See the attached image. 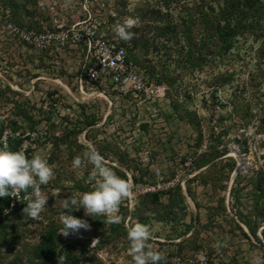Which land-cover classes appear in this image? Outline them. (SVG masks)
<instances>
[{
	"label": "rangeland",
	"instance_id": "obj_1",
	"mask_svg": "<svg viewBox=\"0 0 264 264\" xmlns=\"http://www.w3.org/2000/svg\"><path fill=\"white\" fill-rule=\"evenodd\" d=\"M196 1L182 9L176 5L175 17ZM10 5L12 11L6 8L28 30L100 21L98 37L129 45L137 69L164 92L140 102L112 86L86 84L83 95L78 79L95 60L93 45L71 38L57 51L11 42L0 16V140L23 136L20 150L29 159H47L54 169L49 183L41 185L49 200L38 218L23 212L35 198L32 190L0 222V264H47L36 250L52 228H58L55 259L69 250L85 253L80 264H134L127 232L136 222L150 227L156 251H169L175 239L186 237V254L205 249L209 264H264V37L239 35L230 50L219 52L204 25L193 24L190 37L182 24L178 35L161 36L155 27L163 22L151 18L157 0H12ZM127 18L154 27L145 32L149 46L134 48L117 35L116 26ZM88 118L93 124L80 123ZM90 147L124 179L125 173L133 196L122 201L116 229L105 215L85 216L81 208L72 214L86 219L90 230L65 237L59 234L63 200L79 201L94 183L89 182L94 166L85 158ZM214 150L225 154L213 157ZM77 156L80 167L73 165ZM225 161L233 167L222 169L219 163ZM179 194L186 225L159 221L164 205ZM200 212L204 222L197 233L194 215Z\"/></svg>",
	"mask_w": 264,
	"mask_h": 264
},
{
	"label": "clouds",
	"instance_id": "obj_2",
	"mask_svg": "<svg viewBox=\"0 0 264 264\" xmlns=\"http://www.w3.org/2000/svg\"><path fill=\"white\" fill-rule=\"evenodd\" d=\"M138 24V19L127 18L116 26L115 31L122 40L130 41L134 35L130 30ZM85 158L94 166L89 175V182L94 183L91 190L80 196L79 201L71 196L63 200L65 211L60 217L63 227L59 234L65 237L77 234L81 229L90 230L91 227L86 219L73 215V210L83 208L85 216L105 215L110 223H120L119 207L123 200L133 196L131 182L119 176L95 147L88 149ZM81 164L82 158L75 157L74 167H80ZM53 176V166L47 159L39 155L29 159L23 150L0 148V198L16 197L14 194L27 192L31 188L35 198L23 208L25 216L38 218L43 212L49 197L42 194L41 185H47ZM127 239L134 264H161L164 260L163 254L153 250L149 243L151 231L148 225L141 222L132 224L128 227ZM66 262L65 255L58 256V264Z\"/></svg>",
	"mask_w": 264,
	"mask_h": 264
},
{
	"label": "trees",
	"instance_id": "obj_3",
	"mask_svg": "<svg viewBox=\"0 0 264 264\" xmlns=\"http://www.w3.org/2000/svg\"><path fill=\"white\" fill-rule=\"evenodd\" d=\"M0 1L4 3V8L9 7L10 9V2H12V0ZM190 2L191 0H157L158 6L151 9V18H153L152 20L154 22H163L162 25H156L155 27V29L157 28L159 30V35L166 36L172 34L173 36H176L178 35L179 27L182 24L184 33L188 37H190L191 27L193 24L204 25V29L209 34V38L213 39L216 45V49L219 52L230 50L233 46L234 39L239 35L250 36L251 34H255L258 37H264V0H198L193 5V7L186 8L187 13L185 15H178V18L175 17L173 9L176 7V5L180 6L182 9ZM163 9H165L166 11L164 12ZM10 11L12 10L10 9ZM146 16L147 14L144 17ZM10 19L17 25L21 26L13 17L12 13H10ZM146 26L148 25L134 26L131 29V32H133L134 35L130 41L134 48L149 46L150 40L147 38L145 32L151 31L152 29H154V27L149 29V26L145 28ZM123 46H125L127 49L129 47V45L127 44ZM262 51H264V45L262 47ZM130 52L131 51L129 50L128 60L132 61L137 67V59L133 55H131ZM160 86L164 88L163 85ZM80 123L83 125L93 124L92 121L89 120V118L86 119V121H80ZM3 131L4 127H0V139L2 137ZM24 140V137L21 135L8 136L7 145H5L4 142L0 140V148L6 147L13 151H19ZM223 154H225L223 153V151L221 152L218 150H214L213 157H219ZM207 161L209 160L203 161L202 164H205ZM216 164L218 165L217 162L214 165ZM219 165H221L222 169L226 168L227 166L231 168L233 167V164L228 161L219 163ZM123 176L127 179L125 173ZM31 191L32 189L30 188L27 192H24L26 198ZM25 201L26 199L20 202L19 205L23 204V202ZM9 204L10 197L0 198V208L5 209L9 206ZM19 205H17L13 209V211L8 213L4 217H1L0 222L3 221L6 216L17 210ZM223 206H225V204ZM186 216L187 215L184 206V197L183 195L179 194L174 197V199H172V202H170L168 205H164L162 213H160L157 218L161 222H171L172 224L176 222L178 224L180 223L186 225ZM211 216L213 218L216 215ZM113 226L114 229H116L118 227V223H114ZM191 227L192 226L189 225L187 227V230L191 229ZM251 229L254 233H256L258 227L257 225L251 226ZM196 232L199 233V230H196ZM57 233L58 228L50 229L47 232L45 239L36 250L37 258L47 264H58V259H55V257L58 255L55 243V237ZM188 243V238H185L184 240L176 243L177 249L165 252L167 254L164 255V260L162 262L168 261L170 257L175 254H186V247ZM84 254V252L72 253L69 250H66L63 253V255L67 257L66 264H80V262L84 258Z\"/></svg>",
	"mask_w": 264,
	"mask_h": 264
},
{
	"label": "built area",
	"instance_id": "obj_4",
	"mask_svg": "<svg viewBox=\"0 0 264 264\" xmlns=\"http://www.w3.org/2000/svg\"><path fill=\"white\" fill-rule=\"evenodd\" d=\"M0 16L4 18V30L10 33L19 43L31 45L37 50L50 47L57 51L62 50L71 38L93 45L95 47V60L86 68L85 75L78 79L80 91L83 95L87 94L84 88L86 84L94 87L99 85L112 86L113 90L119 95H131L136 99L140 98V102L155 100L164 92V88L150 82L143 72L139 71L136 65L128 60V51L125 46H116L98 37L97 31L101 24L100 21L94 23L91 27L74 25L72 28L65 30L62 25H58L55 29L47 28L42 31H32L14 23L10 19L9 9L4 8L1 4ZM68 110L70 111V108ZM4 144L7 145V139ZM174 184L175 182L169 183L170 186ZM154 190H156V187ZM14 195L16 197L10 196V204L7 208H0V218L13 211L20 202L26 199L24 192ZM165 254L167 253H164L163 256ZM211 260L212 257L207 250L199 249L190 254H175L168 261L161 264H209Z\"/></svg>",
	"mask_w": 264,
	"mask_h": 264
},
{
	"label": "crops",
	"instance_id": "obj_5",
	"mask_svg": "<svg viewBox=\"0 0 264 264\" xmlns=\"http://www.w3.org/2000/svg\"><path fill=\"white\" fill-rule=\"evenodd\" d=\"M11 40H13V41H11V42H15L16 40H15V38H10ZM9 41V40H8ZM16 43V42H15ZM198 213H195V225L193 226V230L192 231H194V230H199L200 229V224H198V223H203L204 221H203V219H202V213L200 212L199 213V215H197ZM216 218H218V216H214L212 219H216ZM190 232V234L191 233H193V232ZM209 233H214V232H209ZM183 237H179L178 239H175L174 240V243L175 244H173L172 245V247L170 248V249H167V250H173V249H177V245H176V243H178V242H180L181 241V239H182ZM186 238V237H185ZM154 249H157L156 247L154 248ZM164 250H166V249H160V252L162 253V254H164L165 252H168V251H164Z\"/></svg>",
	"mask_w": 264,
	"mask_h": 264
}]
</instances>
